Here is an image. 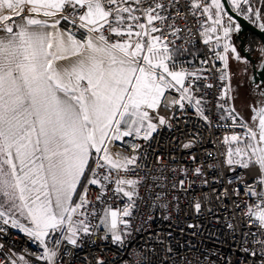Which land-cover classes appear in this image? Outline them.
I'll return each mask as SVG.
<instances>
[{
	"label": "snow or ice",
	"instance_id": "snow-or-ice-1",
	"mask_svg": "<svg viewBox=\"0 0 264 264\" xmlns=\"http://www.w3.org/2000/svg\"><path fill=\"white\" fill-rule=\"evenodd\" d=\"M170 3L180 11L177 0ZM231 3L237 17L261 21L264 32V3ZM188 11L199 17L204 45L214 37L218 49L195 71L179 60L194 55L186 46L190 40L177 43L191 29L169 19L165 0H0V235L11 236L5 226L23 233L41 249L37 264H71L63 257L100 225L105 235L99 239L124 245L140 203L162 207L168 213L163 220L171 221L180 197L169 201V190L187 195L197 181L210 191L194 196L190 211L205 213L207 206L206 218L220 223L217 211L224 205L223 243L244 254L243 264H264V80H253L258 98L251 122L226 106L235 99L230 84L210 105L202 93L214 88L212 74L221 81L227 76L212 59L225 70L231 59L249 62L232 42L241 25L221 0H189ZM179 19L186 25L187 13ZM258 60L253 68L264 73V44ZM186 106L209 127L216 108L220 120H231L222 127L240 131L216 141L223 152L206 151L202 162L190 155L195 167H172L173 157L153 177L144 171L143 144L134 141L149 142L161 128L172 129L181 118L177 110L188 115ZM200 139L181 147L191 152ZM153 219L148 216L149 226ZM0 264L32 262L0 244ZM224 264L241 262L237 257Z\"/></svg>",
	"mask_w": 264,
	"mask_h": 264
},
{
	"label": "built area",
	"instance_id": "built-area-1",
	"mask_svg": "<svg viewBox=\"0 0 264 264\" xmlns=\"http://www.w3.org/2000/svg\"><path fill=\"white\" fill-rule=\"evenodd\" d=\"M177 2L180 6V11L176 10L170 0H165V3L169 4V11L171 12L169 19L177 17V22L182 27L191 29L190 34L187 32L181 33L183 39L177 43H185V41L190 40V43L186 46L194 53V55L185 54L179 57V60L187 70L195 71L202 67L200 60L210 58L218 50L216 41L213 37L209 45L205 46L203 43L204 37L199 35L202 29L197 26L199 17L194 18L188 11L189 0H177ZM207 2L210 4L211 0H207ZM185 13H187L186 25L184 21L179 19ZM171 38L169 35L164 36L165 40ZM209 48L212 50L211 52L208 51ZM212 63L222 71H226L227 76L225 80L221 81L218 78L219 73L212 74L214 88L202 93V95L206 96L210 105L217 102L215 98L220 95L224 85L230 84L231 86L228 70L223 69V63L218 59H212ZM171 95H175V93H169V98ZM229 96L232 97L231 92ZM226 106L234 107L233 99H230ZM186 111L188 115L181 116V112L177 110L176 115L181 117L179 121L173 122L175 126L172 129L161 128L158 135L154 134L155 139L149 142L134 141L143 144L141 152L143 156L142 163L147 164V168L144 171L151 172L153 177L159 175L160 169L173 157H175L177 163L171 165L172 167H178L181 164L188 168L195 167L188 159L190 155H196L202 162L204 159L203 154L206 151L213 154L223 152L225 146L222 143H216V141L222 140L226 134H230L233 130L240 131L239 129L222 127L226 124L230 125L231 120H220L221 112L216 108H212L213 123L211 127L192 115L194 109L190 106H186ZM236 112L248 122L237 110ZM162 114L165 113L162 112ZM224 115L227 116V113H224ZM197 135L201 137L200 143L191 152L182 149L181 145L183 143ZM130 139L126 138V140ZM157 157L163 158V164H157ZM170 182L171 177L169 179ZM216 187L222 191L219 184ZM169 191V201L173 195H179L180 197L178 204L172 209L173 219L171 221L163 220L162 216L168 213L164 212L162 207L158 208L156 205L145 206L140 203L131 218V235L127 237L124 245H114L110 239H99L98 237L105 235V229L103 225H100L95 229L94 235L82 240L80 248L73 249L72 253L65 255L63 259L71 261V264H96L97 259H103L105 264H161L162 260H167V264H224L226 259L235 260L239 257L241 264H243L244 254L223 243L228 234L223 221L229 216V212L222 211L224 205H220L221 210L217 211V215L221 218L220 223L215 220L209 221L206 218L207 206L205 213L196 214L190 211L188 202L194 196L207 194L210 191L208 188H203L200 182L197 181L195 189L187 195L183 192L174 193L171 190ZM141 192L143 193V188ZM118 206L123 208V202H118ZM228 207L231 210L230 202H228ZM149 215H154L150 226L146 222ZM198 215L199 218H197ZM92 223L99 224V221L93 220ZM189 223H193L197 227L189 229L187 227ZM5 227L11 233V236H8L7 233L0 235V244L10 247L16 253L17 259L20 255H24L32 264H37L35 257L41 252V249L30 242L23 233L16 229H11L9 226ZM120 227L123 228V225H120ZM194 232L198 234L193 235ZM169 233H171L170 236L168 235ZM161 238H163V244L160 243ZM169 247L172 250L170 254L166 252V248Z\"/></svg>",
	"mask_w": 264,
	"mask_h": 264
},
{
	"label": "flooded vegetation",
	"instance_id": "flooded-vegetation-1",
	"mask_svg": "<svg viewBox=\"0 0 264 264\" xmlns=\"http://www.w3.org/2000/svg\"><path fill=\"white\" fill-rule=\"evenodd\" d=\"M259 2L264 3V0H259ZM221 4L224 5V11L228 12L229 15L234 14L236 16V12L232 7L231 0H221ZM239 18L244 20L251 27L259 29V24L261 21H256L254 23L248 19H245L243 16ZM234 19L236 18L234 17ZM223 23L227 24V17L223 18ZM232 42L240 52L241 56L249 61L248 63H245L244 60H230V68L227 70L231 80V94L235 97V99H233V104L234 108L248 122H251V116L253 113L250 108L253 105V101L257 100L258 98V92L254 90L252 84L253 80H255L256 83L260 82L256 73L257 70H254L253 65L259 63L258 57L260 55V47L262 42L259 37L251 30L248 28L242 29V27L239 33L234 32L232 34Z\"/></svg>",
	"mask_w": 264,
	"mask_h": 264
},
{
	"label": "water",
	"instance_id": "water-1",
	"mask_svg": "<svg viewBox=\"0 0 264 264\" xmlns=\"http://www.w3.org/2000/svg\"><path fill=\"white\" fill-rule=\"evenodd\" d=\"M229 10V9H228ZM230 12V11H229ZM231 13V12H230ZM232 14V13H231ZM236 20L240 23L242 29L244 28H248L249 30H251L255 35H257L259 37V39L261 40L262 44H264V32H262L259 29H255L253 27H251L250 25H248L244 20H242L241 18L235 16L234 14H232ZM257 76L259 77V80H264V73H259L258 70L256 71Z\"/></svg>",
	"mask_w": 264,
	"mask_h": 264
}]
</instances>
